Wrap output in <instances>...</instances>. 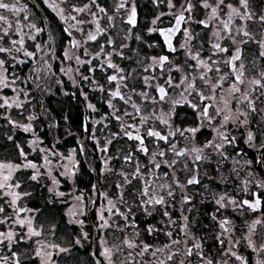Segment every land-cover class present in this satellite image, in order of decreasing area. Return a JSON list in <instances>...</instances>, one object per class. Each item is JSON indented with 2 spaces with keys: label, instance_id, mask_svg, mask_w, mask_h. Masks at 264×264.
Instances as JSON below:
<instances>
[{
  "label": "flooded vegetation",
  "instance_id": "af4514ba",
  "mask_svg": "<svg viewBox=\"0 0 264 264\" xmlns=\"http://www.w3.org/2000/svg\"><path fill=\"white\" fill-rule=\"evenodd\" d=\"M3 2L9 8L0 9L3 13L0 16L4 17L0 27L15 29L14 37L19 39L16 43L10 42L15 49L11 51L15 55L10 60L16 59L19 77L23 75L24 56L28 61L35 60L29 68L30 73L35 67V140L38 142L35 152L40 159L35 165V212L40 215L35 229L39 233L61 236L52 240V248L62 251L59 256H63L65 264L76 261L78 264H159L160 261L164 264H208V261L212 264H264V87L251 83L253 79H261L260 74L264 73V57L260 56L264 51L260 47V42L264 41V24L260 22V17L264 16V0H249L247 12L253 15V20L233 16L229 30L236 43L227 38L220 23L228 19L227 7L218 8L219 20H213L211 9L201 6L203 0H190L192 20L182 24L181 31L173 37L175 52L168 50L158 31L150 32V29L173 27L172 14L183 12L188 17L189 13L182 7L188 0H172L174 7L171 8L168 0H126L123 9L118 7L120 0H96L105 13L99 12L91 0ZM207 2L212 7L217 6V0ZM227 4L246 13L239 0H225ZM86 5L84 12L73 11ZM133 5L137 14L135 27L126 23ZM109 17H112L111 24ZM157 17L160 20L153 25ZM97 20L104 34L96 33ZM201 20H208L210 26L204 28L197 23ZM24 28H35V35L24 39ZM185 28L194 38L181 48L185 44ZM217 30L221 34L218 42L228 52L213 55L211 45L217 42L213 35ZM244 30L250 33L249 37L243 35ZM90 32L97 34L95 41L88 40ZM109 38L114 42L112 46L107 44ZM26 41L35 43V55L24 52ZM77 42L78 46L73 47ZM237 48L242 50V59L234 63L237 68L243 64L244 82L237 85L240 91L233 96L228 89L235 82L236 74L223 61ZM189 51L199 52L200 58L213 68L207 72V84L199 79L204 69L189 67L196 63L189 58ZM118 52L123 53V59L116 54ZM109 54L111 61L123 69L122 74L128 77L126 81L108 82L109 75H120L106 67ZM160 56H167L169 60L163 70L158 61L154 64L152 60ZM214 60L220 63L212 64ZM177 67L181 70L175 71ZM216 67L221 71L216 72ZM145 68L150 71H144ZM225 74L222 89L214 94L211 85ZM145 77H154L149 81L151 87H146ZM169 77L173 85L179 86L169 87L165 83ZM184 77L187 80L181 83ZM188 82L195 84L191 94L185 91ZM118 84L121 93L126 98L131 97L129 104L111 97L110 93ZM157 84L168 92L164 101H153V98L158 100ZM132 89L135 93L148 92L149 99H142ZM245 92H250L248 99L253 101L255 113L244 99ZM197 93L216 98L201 102ZM224 99L228 101L227 108L222 103ZM109 101L113 108L109 107ZM132 103L140 108L139 115ZM205 105H212L208 108L210 119L201 115ZM218 110L223 111L218 114ZM124 111L133 113L135 118L124 116ZM113 113L121 116V120H116ZM226 113L233 118L225 121ZM238 113L244 115L236 119ZM141 117H148L147 122L141 123ZM129 124L135 125L144 138L147 155L137 151L138 141L124 135L125 131L136 134L134 129L126 127ZM193 128L198 129L194 135L186 131ZM149 130L169 136L168 142L147 136ZM249 132L253 136L251 142L247 139ZM221 134L232 143L225 141ZM209 142L211 146L204 147ZM173 143L175 151L186 150L188 154L174 156ZM198 148L203 149L200 154L205 159L196 165L193 161L197 153L192 150ZM159 151H165V157L153 155ZM44 154L48 156L46 160ZM129 154L131 163L124 160ZM153 160L161 164L159 169L153 167ZM172 160L178 161L174 170L164 163ZM137 165L141 174L133 179ZM193 177L199 182L188 184ZM146 180L151 187L149 196L143 197L141 190L148 186ZM160 185L170 186L173 195H168V187ZM221 196L225 197L223 208L217 204ZM149 197L152 203L143 204ZM158 197L164 198L163 205L155 203ZM185 197L189 202L185 203ZM256 197L261 200L257 211L239 203L252 202ZM232 199L237 204L228 203ZM165 211L169 217L164 216ZM257 219L262 223L252 232L248 224ZM105 220L107 227L102 226ZM224 220L230 221L227 232L220 227ZM185 225L187 234L182 231ZM149 227L155 229L151 234ZM168 232L172 233L171 237ZM172 240L180 243L173 244ZM125 241L134 247L129 248ZM145 244L150 246L148 252H142ZM195 244L200 245L198 250ZM189 247L193 248L190 257L185 254ZM104 249L111 251L110 260L103 255ZM156 249L163 251L156 252ZM169 255L171 260H168Z\"/></svg>",
  "mask_w": 264,
  "mask_h": 264
},
{
  "label": "snow or ice",
  "instance_id": "6c2138e0",
  "mask_svg": "<svg viewBox=\"0 0 264 264\" xmlns=\"http://www.w3.org/2000/svg\"><path fill=\"white\" fill-rule=\"evenodd\" d=\"M154 2H156V0H154ZM91 3L94 4V5H96V7L98 8L99 12H101V13H105L106 12V10L103 7H101L99 4H96V0H91ZM125 3H126V0H120V3L118 5V7L120 9H123L125 7ZM168 3H169V7L170 8L171 7H174V5L172 4V0H168ZM239 4H240V6L242 8H244L246 10V13H241L232 4L225 5V0H217V6L216 7H212L207 2V0H203L202 5H201L205 9H209V8L211 9V19H213V20H219V17L217 15L218 8H220L221 6H224V7H227L229 9L228 19L227 20L220 21V23L223 25V31L225 33H227V38H231L232 41H233V43H236L235 37L232 35L231 31L229 30V26H230V24L232 22L233 16L239 17L241 20H243L245 18L248 19V20H253V15L250 12H247V9L249 8V0H239ZM182 7H183V11L184 12L189 13V16L188 17H185L183 15V12H181L179 15L172 14V15H174V19H175V24H174L173 27H170L168 29H156V28L150 29V32L151 31H158L159 32L160 36L163 37L164 42H165L168 50L171 51V52H175L177 50L173 46V43H172L173 37L178 32L181 31V25L182 24L189 23L192 20L191 13H192V10H193V5L191 4L190 0H188V3H187L186 6H182ZM8 8H9V5L7 3H4L3 0H0V9H8ZM87 8H88V6L86 5L84 8H73V11H76V12H84V11L87 10ZM15 10L16 11H19V9H15ZM136 15H137L136 14V7L133 5L132 8H131V10H130V13L128 15V18L126 20V23L129 24V25H131L132 27H135L136 26ZM93 17L95 18V13H93ZM3 19H4V17L3 16H0V20H3ZM73 19H75V17H73ZM108 19H109V23L111 24L112 17H109ZM158 20H160V17H157L156 19H154L152 21L153 25H155ZM260 22L262 24H264V16H261L260 17ZM197 23H199L200 25H202L204 28H208L210 26L208 20H201V21H198ZM240 31H241V29H237V32H240ZM183 32H184V37H185V44H182L181 45V48H185L186 45L187 44H190L191 41L194 38L192 36L191 32L187 28H185L183 30ZM96 33H98V34H104V31L100 28V25H99L98 20L96 21ZM213 35L215 36L216 41H217V42H215V43H213L211 45L212 49H214L213 55H216L217 53H227L228 52V49L222 47L221 44L218 42L221 39L220 31L219 30L215 31L213 33ZM243 35L245 37H249L250 36V33L248 31L244 30L243 31ZM137 38H139V37H137ZM96 39H97V34H94V33H91V32L88 34V40L89 41H95ZM20 43L22 44L23 41L21 40ZM113 43H114L113 40H111L110 38L107 40L108 46H112ZM243 43H247V41H243ZM77 46H78V42L73 44V47H77ZM260 47L262 49H264V41L260 42ZM102 48H103V45H102ZM4 51H6V49L0 48V52H4ZM116 54L119 55L121 57V59L124 58L122 52H118ZM260 56L261 57H264V51H261L260 52ZM189 58L192 59L193 61H196L195 64L189 65V67H192L194 69H204L205 70L204 73L199 76V79L205 81V83L207 84L208 83V81L206 79L207 72L213 71V68L211 67V65H209L206 60L200 58L199 52H197L196 54H192L189 51ZM208 59L211 60V57H209ZM241 59H242V50L240 48H237L236 51L232 54V56L230 58H228L227 60H224L223 61V63L226 64L229 67L230 71L236 74L235 75V82L232 85H230V87L228 89V93L230 95H233V96L237 92L240 91V89H239V87H237V85L244 82L243 79H242V77H243V67H244L243 64L241 63L240 64V67L237 68L236 65H235V63H234L236 61H241ZM107 60H108V62H107L106 67L108 69H113L117 74H120V75H116V74L109 75L107 77L108 82L109 83H115L118 80L120 82L126 81L128 79V77L122 74L123 73V69H121L117 64H115V63H113L111 61V54L108 55ZM152 60H153V63L154 64L157 63V61H158V66H159V68L161 70H163V66L166 63L169 62L167 56H160L158 58L153 57ZM87 63L91 64V61H87ZM218 63H220V61H215V60L212 61V64H218ZM2 64H3V61L0 60V65H2ZM101 70H103V67H102ZM174 70L175 71H180L181 69L177 67ZM214 70L216 72H220L221 71V69L219 67H216ZM92 71H95V69H92ZM144 71H150V69L149 68H145ZM260 75H261V79H264V73H261ZM225 78H226V74L225 75H221L218 78V81L215 84H212L211 85V89H212V92L214 94L216 93V90L217 89H222L223 85H222L221 81L225 80ZM85 79H87V77H85ZM150 79H154V77H152V78L145 77L144 78L146 87H151V84L149 83ZM261 79H253L251 81V83L253 85L257 86V87H264V84H261ZM186 80H187V77H184L182 79L181 83H184ZM165 83L169 87H173V86H177L178 87L179 86V85H173L172 78L171 77H169L165 81ZM123 86L124 87H127L126 84H124ZM194 89H195V84L193 82H188L185 91H189V94H191V90H194ZM132 91L134 92V94L139 95L144 100H148L149 99L148 92H146V91H142V92H139V93H135V89H132ZM156 91L158 93V100L156 98H153V101L154 102L164 101L166 99V97L168 96V92L166 91L165 87L162 86V85H160V84H157L156 85ZM197 94L200 95L201 102H203L206 99L215 100V98H216L215 95L210 96V97H205V96H203L200 93H197ZM110 95H111V97L113 99H119V100L123 101L125 104H129L131 102V97L130 96L126 98L121 93V91H120V85L119 84L117 85L116 90L115 91H112L110 93ZM249 95H250V92H245L244 93V99L248 101L249 108H250L251 112L255 113L257 111V109L253 106V101H251V100L248 99ZM262 95H264V93H262ZM222 103L224 104L225 108L228 107V101H227V99L222 100ZM4 105H7L9 107L11 106L8 103V101H5L4 102ZM4 105H0V106H4ZM131 106H132L133 109H135L136 115H139L140 114V111H141L140 108L135 103H132ZM211 106L212 105H205V107L203 108V111L201 113V115L203 117L209 118L208 117V108L211 107ZM89 107H93V106L92 105H89ZM109 107L110 108H113L114 107V105H112L111 101H109ZM192 107L193 108H196V105H192ZM93 110H95V109H93ZM116 111H119V110L117 109ZM220 111H223V110H218V114H219ZM113 115L115 116V113H113ZM123 115L124 116H129V117H132V118H135V116L133 115V113H129L127 111H124ZM241 115H244V114L243 113H238L237 116H236V119H239V116H241ZM232 118L233 117L230 114H227L226 113L224 115V120L225 121H229ZM115 119L118 120V121H120L121 120V116H115ZM147 120H148V117H141V123H146ZM162 122L163 123H166V121H162ZM126 127L127 128L134 129V131H136V134L133 135V132L125 131L124 132V135H126L129 140H136V141H138L139 142V148L137 149V151L142 152L145 155H147L148 154V149L146 147H144V143H145L144 138L141 135H139V131L136 128V126L129 124ZM24 130L25 131H28L29 129L28 128H25ZM186 131H190L194 135L198 131V129L193 128V129L186 130ZM181 134H183V133H181ZM169 135H173V134L172 133H169ZM221 135H222V138L225 141H227L228 143H232L231 140H228L227 136H225L223 134H221ZM147 136H149V137H155L157 140L164 141L165 143H167L168 140H169V136L161 135L159 132H156V131H153V130H149L147 132ZM247 139H248L249 142H251L253 140V136H252L251 132H249ZM109 143H111V141H109ZM209 146H211V142H209V144L204 145V147H209ZM219 147L220 146L218 145L217 148H219ZM171 148L173 149V154L176 157H183V156H186L188 154L186 152V150L175 151V143H173L171 145ZM104 150L107 151V149H104ZM192 151H194L195 153H197L195 155V159H194L193 163L196 164V165H199V163L203 159H205V157H203L200 154L203 151V149L202 148H198V149H193ZM21 155H23V152H21ZM153 155L154 156L155 155H158L159 157L163 158V157H165L166 152L165 151H159L158 153H154ZM124 160L127 163H131L132 162V155L129 154V155L125 156L124 157ZM151 163L153 164V167L155 169H159L161 167V164L155 162V160H153ZM164 163H165V166L171 167L174 170V166H175L176 163H178V161L172 160L171 162L165 161ZM30 166L31 167H35V165H30ZM5 167H7L8 169H12L13 166H11V165H7V166L0 165V168H5ZM16 167L19 168L21 166L18 165ZM185 167H187V164L186 163H185ZM140 174H141L140 173V167H139V165H137L136 170L133 173V177L132 178L135 179L138 176H140ZM11 175H12V173H11V171H9L8 175H5L3 177V181L4 182L3 183H0V189H5V188H11L12 187L11 185L8 184V181L11 179ZM31 178L33 180H35L36 179V176H32ZM125 180H127L128 183H131V181L128 180L127 177H125ZM198 182L199 181L196 179V177H193V178H191V179L188 180V184H196ZM145 184L148 185V186L145 187V188H143L141 190V196L148 197L149 196V188L151 187V185L148 184L147 180L145 181ZM14 187L15 188H19L20 187V184L17 183V184H15ZM160 187L161 188L168 187L169 188L168 195L169 196H172L173 195V192L171 191L170 186L160 185ZM7 194L11 196V204L15 205L16 202H17V199L19 198L18 194L17 193H14V192H9ZM184 200H185V203L189 202V199L187 197H185ZM224 201H225V197H223V196H221L219 198V200H217V204L219 205L220 208H223V207L226 206V204L224 203ZM109 203H111V201ZM151 203H152V198L151 197H149L148 200L143 201V204H145V205H150ZM155 203L156 204L163 205L165 203L164 198L163 197L156 198L155 199ZM228 203H231V204L235 205V204H237V201H235L234 199H232V200H229ZM239 203L242 206H246V207H248L249 209H251L253 211H257L260 208L261 200H260L259 197H256L254 199V201H252V202H250L248 200H243V201H241ZM3 211H4L3 207H0V212H3ZM20 211H22V210H20ZM164 216L169 217V213L167 211H165L164 212ZM184 219L187 220V217H184ZM101 220H104V217L103 216H101ZM2 222L3 221H0V223H2ZM20 223H21V225H23L24 221H20ZM229 223H230V221L224 220V221H222L220 223V227L223 228L225 232H227V231H229V229L226 226L229 225ZM261 223H262V221L259 220V219H257L255 221L250 222L248 224V227H249L250 231L254 232L256 225L261 224ZM102 226H104V227H107L108 226V223H107L106 220L104 221V224ZM186 228H187V225H185V228L182 229V231H185V234H187L186 233ZM154 231H155V229L153 227H149V229H148L149 234L153 233ZM166 234L169 237L172 236V233L171 232H168ZM35 235H39V233L37 232V233H35ZM218 239H220V238L218 237ZM4 240H7L9 242V244H11V242L13 241V234L11 232H8V233L0 232V243H3ZM125 243L127 244V246L129 248L134 247V245L131 242H129V241H125ZM172 243L173 244H178V243H180V241L179 240H172ZM220 243L223 244L224 241L221 239L220 240ZM249 246L250 247L252 246L251 241H249ZM165 247H168V245H165ZM149 248H150L149 245H147V244L143 245L142 246V252H148L149 251ZM194 248L198 250L200 248V245L199 244H195L194 245ZM155 251L156 252H160V251H163V249H156ZM185 254L187 256H189V257L192 256V254H193V248L192 247L187 248ZM37 255H40V253L38 252ZM103 255L105 257H107L109 260L111 259V251L109 249H104ZM153 255H155V252H153ZM171 259H172V256L169 255L168 256V260H171ZM237 259H241L242 260V257L237 256ZM159 264H164V262L163 261H160ZM208 264H212V262L211 261H208Z\"/></svg>",
  "mask_w": 264,
  "mask_h": 264
},
{
  "label": "rangeland",
  "instance_id": "374dc122",
  "mask_svg": "<svg viewBox=\"0 0 264 264\" xmlns=\"http://www.w3.org/2000/svg\"><path fill=\"white\" fill-rule=\"evenodd\" d=\"M0 15L3 13L0 12ZM34 30L24 28V39L35 35ZM14 31L12 28L0 27V48L6 49L0 53L8 54L0 55L3 61L0 65V105H4L5 101L11 105L0 106V165L13 166L12 169L0 168V183L4 182L3 177L9 171L12 173L8 181L12 187L0 189V207L4 209L0 212V221H3L0 223V232L13 234L11 244L7 240L0 243V264H65L63 256H59L62 251L52 248V240L61 236L48 235L43 231L35 235V225L40 216L35 212V180L31 178L37 170L30 166L40 160L35 152L38 144L35 140V67L29 73L35 60L28 61L24 56L23 75L19 77L16 59L10 60L15 55V52H11L15 49L10 42L19 40L14 37ZM26 51L35 55V43L26 41ZM25 128L29 130L25 131ZM44 158H48L47 154H44ZM18 165L21 167L17 168ZM17 183L20 184L19 188L14 187ZM9 192L19 196L15 205L11 204ZM20 221H24L23 225ZM38 252L40 255H37Z\"/></svg>",
  "mask_w": 264,
  "mask_h": 264
}]
</instances>
